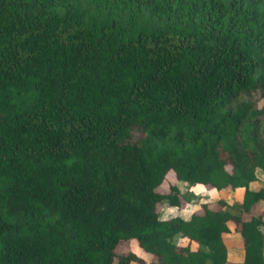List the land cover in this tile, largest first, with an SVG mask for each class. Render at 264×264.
<instances>
[{"label": "trees", "instance_id": "1", "mask_svg": "<svg viewBox=\"0 0 264 264\" xmlns=\"http://www.w3.org/2000/svg\"><path fill=\"white\" fill-rule=\"evenodd\" d=\"M206 188L240 200L160 218ZM232 232L264 264V0H0V264H234Z\"/></svg>", "mask_w": 264, "mask_h": 264}, {"label": "rangeland", "instance_id": "2", "mask_svg": "<svg viewBox=\"0 0 264 264\" xmlns=\"http://www.w3.org/2000/svg\"><path fill=\"white\" fill-rule=\"evenodd\" d=\"M167 179L168 182H174V178L173 176L169 173L167 175ZM259 186V185H258ZM256 186V187H258ZM162 190H166L167 189V184H163V186L161 187ZM179 188L180 191L182 193L185 192V185L183 183H179ZM240 191H216L212 188H206L201 190L200 192H198V194L191 198L188 199L186 205H185V214L191 213V212H197V213H201L202 209L200 207L201 203H209L208 206L210 209L216 208V205H214V202L216 199L218 198H222L224 199L226 202H228L229 204H233L235 202H238L240 200ZM163 206H160L159 209V215L160 218L165 219L168 218L170 215L167 213L169 211V207L164 206V208H162ZM259 212V211H258ZM232 213H235L234 210L232 211ZM231 225V223H230ZM233 233V232H232ZM231 233V234H232ZM232 235L227 236L226 238V244H228V256H227V260L230 263H237L240 261L241 259V249L239 247V244L236 240V238H234V241L231 237ZM133 245H131V247L133 248V250L137 253V256L141 259H143L144 264L149 263L150 262V255L148 253H145L139 249H137V247L134 245V243H132ZM127 245L126 242H122L121 246L122 248H125ZM131 264H138V263H131Z\"/></svg>", "mask_w": 264, "mask_h": 264}, {"label": "crops", "instance_id": "3", "mask_svg": "<svg viewBox=\"0 0 264 264\" xmlns=\"http://www.w3.org/2000/svg\"><path fill=\"white\" fill-rule=\"evenodd\" d=\"M259 184H254L253 185V187H256V186H258ZM235 191H240L241 192V190H235ZM240 196H241V193H240ZM261 207H262V205L261 204H259ZM167 207V206H166ZM170 209H169V211L167 212L170 216L169 217H172V216H182V217H184V218H187V216H188V214H185V208L184 209H181V210H179V209H177L176 207H170V206H168ZM228 226L231 228L232 227V225H230V224H228ZM232 236V239H233V241H234V238H236V240H237V242H238V244H239V247H240V249H241V259H240V261L239 262H237V263H235V264H241V261H242V254H243V252H242V245H241V240H240V237H239V235L237 234V233H232L231 234ZM227 256H228V250H227Z\"/></svg>", "mask_w": 264, "mask_h": 264}]
</instances>
